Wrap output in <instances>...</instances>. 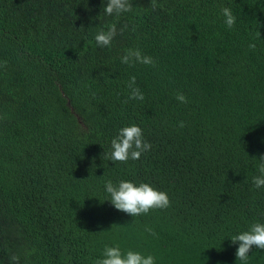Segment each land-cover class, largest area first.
I'll list each match as a JSON object with an SVG mask.
<instances>
[{"label":"trees","instance_id":"16d2710c","mask_svg":"<svg viewBox=\"0 0 264 264\" xmlns=\"http://www.w3.org/2000/svg\"><path fill=\"white\" fill-rule=\"evenodd\" d=\"M129 2L108 16V0H0V264H96L107 244L157 264H264L256 246L238 260L229 238L264 221L253 183L264 0ZM111 24L117 35L100 47ZM137 48L154 63H121ZM133 76L143 100L130 98ZM132 124L151 150L112 162V139ZM122 179L166 191L170 206L117 210L105 182Z\"/></svg>","mask_w":264,"mask_h":264},{"label":"clouds","instance_id":"9594fccd","mask_svg":"<svg viewBox=\"0 0 264 264\" xmlns=\"http://www.w3.org/2000/svg\"><path fill=\"white\" fill-rule=\"evenodd\" d=\"M131 11L132 4L129 0H108L107 5L103 4L102 8V12L108 16H121ZM222 14L227 27H235L237 17L232 9L224 7ZM117 31V25L111 24L106 30L97 32L95 35L97 44L100 47L111 46ZM137 62L153 64L154 59L151 56L144 55L138 48L128 49L121 57V63L124 64L134 65ZM135 85L136 78L133 76L128 84L131 89L130 98L143 100V92ZM177 99L181 102H187V97L183 93H178ZM181 126H183L182 122ZM151 148L152 144L145 139L143 129L139 125L132 124L119 129L118 134L111 141L109 156L112 162H126L129 159L138 160ZM258 173L253 177L254 186L257 189H264V156L260 157ZM105 191L109 196L106 201H110L117 210L132 217L149 213L153 209H165L171 204L169 194L166 191H162L148 182L122 179L114 183L112 180H108L105 182ZM229 238L233 244H238L236 251L238 260L246 262L250 257L253 246L264 249V221L257 220L247 230L240 231ZM19 259V256L12 257L16 264H19ZM96 264H157V257L134 249L124 251L119 244H107Z\"/></svg>","mask_w":264,"mask_h":264}]
</instances>
